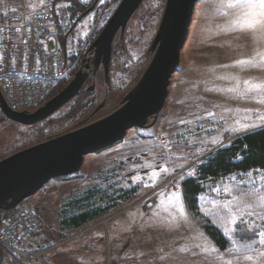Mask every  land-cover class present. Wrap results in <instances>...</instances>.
Listing matches in <instances>:
<instances>
[{"label": "rangeland", "instance_id": "374dc122", "mask_svg": "<svg viewBox=\"0 0 264 264\" xmlns=\"http://www.w3.org/2000/svg\"><path fill=\"white\" fill-rule=\"evenodd\" d=\"M43 1L24 0L19 15L13 16L8 1L0 0L1 17L16 23ZM119 2L54 0L53 44L65 49L71 78L82 61L90 56L92 42ZM165 2L144 0L124 33L117 34L112 52V59L115 57L116 61L113 65L111 59L110 83L107 84L101 66L83 88L95 84L96 104L91 110L81 119L72 121L76 116L64 114L70 105L66 103L36 124L1 123L0 159L116 109L140 78L135 81L133 75H126L131 71L125 60L131 58L133 66L145 64L146 68L152 57L149 48ZM230 3L235 4V0L197 2L179 68L173 74L166 104L155 123L147 128L129 129L121 142L86 155L77 174L46 183V193H42L36 207L49 226L34 241L18 245L19 250L36 254L25 259L7 251L6 256L13 255L15 260L20 261H17L18 264H225L227 260H231L232 264H256L255 260L246 261L241 253L228 252L227 249L236 241L252 245L248 255L256 256L257 252H264L259 229L254 235L251 226L237 221V231L231 234L224 232L222 217L227 209L222 205L234 201V198L248 199L246 194L253 187L260 189L259 175L253 172L249 177L245 173L252 172L250 170L211 181L200 195V217L194 216L184 201L191 227L180 217L176 198L171 195L178 189L181 191V175H189L202 159L214 154L216 148L246 132L232 130L238 127L235 120L243 118L242 122L260 123L255 117L264 115L260 97L253 98L251 94L241 97L218 90L234 85V80L221 78L226 75L239 77L241 88L245 87L244 80L264 82V64H260L258 58L254 62L256 66L236 63L237 60L255 57L257 51H264V40L232 27L239 9L229 7ZM118 40L124 44L122 52L117 47ZM103 101L105 105L97 109ZM245 109L253 111L245 113ZM208 111L216 115L209 117ZM247 117L253 119L248 120ZM181 119L191 123L181 124ZM227 133L232 138L225 142ZM163 137L168 138L167 143L162 142ZM164 168L168 169L166 174L162 171ZM157 170L158 178L149 179ZM233 177L236 179L233 180ZM250 179L257 183H248ZM92 188L107 189L109 194V199L104 201L100 199L101 193L95 194L92 200L102 204L108 200L114 206L102 217L79 228L63 227V217L69 211L75 213L82 210L87 203L85 195ZM225 188L232 191H225ZM148 199H151L150 205L146 204ZM72 201L77 203L71 205ZM243 219L247 221L249 217L244 216ZM201 220L217 225L230 240L228 247L218 246L204 230ZM174 224H179V227L171 226ZM205 240L209 243L205 244ZM198 243L204 244L205 248L214 244L221 251H204L196 247ZM220 255L224 256V260L220 259ZM9 259L5 257L4 260Z\"/></svg>", "mask_w": 264, "mask_h": 264}, {"label": "water", "instance_id": "95a60500", "mask_svg": "<svg viewBox=\"0 0 264 264\" xmlns=\"http://www.w3.org/2000/svg\"><path fill=\"white\" fill-rule=\"evenodd\" d=\"M144 0H120L89 48L75 75L34 111L9 107L0 91V110L26 125L41 122L76 97L102 66L107 84L114 40L124 33ZM199 0H166L149 48L152 57L135 85L112 112L71 130L21 148L0 159V211L16 208L52 179L77 174L85 156L121 142L131 128L152 126L163 110L173 74L179 68ZM93 8V7H92ZM92 8L87 10V14ZM95 84L86 89L93 90ZM105 101L97 106L100 109ZM149 119H152L149 122ZM245 133V132H244ZM109 219V218H108Z\"/></svg>", "mask_w": 264, "mask_h": 264}, {"label": "built area", "instance_id": "2783aa9c", "mask_svg": "<svg viewBox=\"0 0 264 264\" xmlns=\"http://www.w3.org/2000/svg\"><path fill=\"white\" fill-rule=\"evenodd\" d=\"M7 1L10 13L19 15L24 0ZM54 20V0H44L16 23L4 20L0 10V56L3 57L0 59V91L13 110L34 111L55 95L62 81L70 79L65 49L53 44ZM230 138L232 135L227 133L225 142ZM162 142L167 143L168 138L163 137ZM46 190L45 184L0 218V264H18L19 260H15L13 255L6 256L7 251L25 259L36 254L23 252L18 245L34 241L48 228L47 220L36 207L37 200ZM150 200L146 201L147 205L152 203ZM5 257H10L9 261L4 260Z\"/></svg>", "mask_w": 264, "mask_h": 264}, {"label": "trees", "instance_id": "16d2710c", "mask_svg": "<svg viewBox=\"0 0 264 264\" xmlns=\"http://www.w3.org/2000/svg\"><path fill=\"white\" fill-rule=\"evenodd\" d=\"M117 47L121 52L125 50L121 40L117 41ZM115 61L116 58L113 57V65ZM125 62L127 63V68L131 71L126 75H133L136 81L142 74L145 64L141 67L139 65L133 66L134 62L131 58H126ZM68 82V79L62 81L54 94L60 91ZM68 103H70L68 105L69 108L64 114L72 117L76 116L72 121L79 120L95 106L94 90L82 89ZM253 169H264V126L248 130L236 136L230 142L220 145L215 149L214 154L205 157L197 164L195 175L184 176V179L181 181V191L183 197L186 198L184 201L187 207L194 216L200 217L202 214L200 211V195L206 191L207 184L219 177L247 172ZM90 190L91 192L85 195L84 199L87 203L83 206L82 210L75 213L69 211L68 215L63 217L61 221L63 227L69 229L79 228L102 217L114 206L108 200L107 202H103V204L97 202V200H92L94 195L98 193L102 194L100 199H103V201L106 198L109 199L107 189L100 188L95 190L92 188ZM71 203H73L71 205H74L77 202L72 201ZM9 212L0 211V218ZM201 224L218 246L222 248L228 247L230 240L217 225L207 220H201Z\"/></svg>", "mask_w": 264, "mask_h": 264}, {"label": "snow or ice", "instance_id": "6c2138e0", "mask_svg": "<svg viewBox=\"0 0 264 264\" xmlns=\"http://www.w3.org/2000/svg\"><path fill=\"white\" fill-rule=\"evenodd\" d=\"M229 7H236L239 9V14L235 17L232 22L233 28H238L241 31H245L251 33L256 36L260 40H264V0H235V4H229ZM259 59L260 64H264V51H257L255 57L251 59H241L237 60L236 63L239 65L251 64L256 66L254 63L256 59ZM0 59H3L0 56ZM222 79H231L234 80L235 83L232 87L227 89H218L220 91H227L229 93H235L238 96L244 97L251 94L253 98L260 97L259 102L264 104V82H252L250 80H244L243 84L244 88H241V81L237 76L226 75L221 77ZM245 113L249 111H253L252 109H245ZM258 111V110H257ZM216 113L212 111L207 112V116L213 117ZM199 119V117H198ZM243 119V118H242ZM242 119L235 120L236 125L238 127L233 128V131H247L252 128L264 126V115H258L255 119L259 120L260 123H247L242 122ZM248 120H252V117H247ZM181 124L191 123V121H187L184 119L180 120ZM216 142L215 140L213 141ZM182 167V166H181ZM165 174L168 172L167 168L162 170ZM253 172H255L260 177V189L253 187L245 198H234V201L226 202L222 205L223 208L227 209L224 216L222 217L223 222V230L226 233H233L239 229V223H244L251 226L254 230L253 234H256V229H259L258 235L260 238V244L264 245V169H253L252 172L245 173L249 177L252 176ZM159 170L153 171L149 179L158 178ZM189 175H195V170ZM137 179H141L137 177ZM184 176L181 175L179 180H183ZM233 180L236 178L233 177ZM250 184H256L257 181L250 179L248 181ZM174 187H177L174 185ZM225 191L231 192V188H225ZM172 196L176 198L175 203L178 207V211L180 217L189 223L191 227V221L189 220V212L186 210L184 200L186 198L183 197V193L178 189L177 191L171 193ZM255 197V199H251ZM235 206V211H233V207ZM244 216H248L249 219L245 221L243 219ZM173 219L175 220V216L173 215ZM260 221L261 223H257ZM174 227H179V224L171 225ZM18 227L23 228V225H19ZM17 237H19L20 233H16ZM203 235V234H202ZM209 243V241L205 240V244ZM197 248H200L204 251H211L213 253H218L221 250L218 249L214 244L211 245L210 248H205L204 244H197ZM228 252H237L243 255V259L246 261H256V264H264V252H257L256 256L248 255L250 251H252V245L249 244H238L236 241L232 242V247L227 249ZM257 257L259 259H257ZM220 259L224 260V256L220 255ZM225 264H232L231 260H227Z\"/></svg>", "mask_w": 264, "mask_h": 264}, {"label": "flooded vegetation", "instance_id": "af4514ba", "mask_svg": "<svg viewBox=\"0 0 264 264\" xmlns=\"http://www.w3.org/2000/svg\"><path fill=\"white\" fill-rule=\"evenodd\" d=\"M66 52V51H65ZM7 121H12V122H15V123H19V122H16V121H13V120H10L8 119L0 110V124L1 123H5Z\"/></svg>", "mask_w": 264, "mask_h": 264}, {"label": "crops", "instance_id": "0c3cea01", "mask_svg": "<svg viewBox=\"0 0 264 264\" xmlns=\"http://www.w3.org/2000/svg\"><path fill=\"white\" fill-rule=\"evenodd\" d=\"M29 10H31V9H29Z\"/></svg>", "mask_w": 264, "mask_h": 264}]
</instances>
